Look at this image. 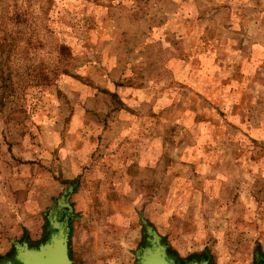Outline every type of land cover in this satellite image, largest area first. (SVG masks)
I'll use <instances>...</instances> for the list:
<instances>
[{
    "label": "rangeland",
    "instance_id": "374dc122",
    "mask_svg": "<svg viewBox=\"0 0 264 264\" xmlns=\"http://www.w3.org/2000/svg\"><path fill=\"white\" fill-rule=\"evenodd\" d=\"M0 70V185L10 200L0 201V259L13 251L10 225L33 226L32 245L46 237L52 201L20 192L44 170L46 183L75 189L69 224L87 232L74 262L137 264L138 211L179 263L264 260V201H243L251 154L241 125L264 118V0H0ZM196 142L230 172L215 198L236 201H176ZM123 159L135 165L127 181L115 169ZM96 189L108 201H91Z\"/></svg>",
    "mask_w": 264,
    "mask_h": 264
},
{
    "label": "crops",
    "instance_id": "0c3cea01",
    "mask_svg": "<svg viewBox=\"0 0 264 264\" xmlns=\"http://www.w3.org/2000/svg\"><path fill=\"white\" fill-rule=\"evenodd\" d=\"M241 125L244 127V135L246 136L245 137V154L246 155L251 154V156H253L254 155L253 153H255L256 150L257 151L259 150L258 151L259 155L255 156V158L250 156L248 158V163L245 166L246 177H245L243 201H264V118H260L259 116H257L256 118L255 117L253 118L252 116L247 115L245 120H244V123H241ZM164 139L166 140V137H164ZM54 142L55 143H54L53 147L57 148L59 151L62 150L61 140L54 141ZM182 142L187 143V140L182 141ZM256 143L259 144V146H258L259 149H253V144H256ZM183 145L184 144H181L182 147H183ZM193 148L194 149L191 150V149H188V147L186 146L184 154H183V152L181 153V154H183V156H182L183 157V159H182L183 165H186V166H181V167H184V169H186V167H188L187 169L190 172L186 175V177L184 176V178L182 179V181H184V184L187 183L188 185L186 188H184L183 194L180 195L176 201H236L230 197L224 198L222 196L220 198H218V197L215 198L214 195L219 194L220 189H222L224 186L226 187V186L231 184L230 179H229L230 172H229V170H227L226 167L220 166L219 162L216 163L217 165L214 163L215 164L214 165V164H212L213 161L210 162V161L206 160V159L210 160V157H208L209 156L208 154H213V152L212 153L209 152L208 149L200 150L199 148H197V142L193 146ZM230 152H233V151H230ZM1 153L2 154L4 153L3 149H1ZM133 157H134V155H133ZM188 159H193V160L195 159L196 161L192 162V165L188 166L186 163H184V162L188 161ZM73 161L75 163V159H73ZM128 164L129 163H127V161L125 162L123 159V161L120 162V164L117 165V167H115V169L120 171V174L121 173L123 174V176H124L123 180H126V181L131 179L132 175H134L133 173L128 172L127 170H129V167H133V168L135 167V165H128ZM141 165H142V163L140 162L138 167H140ZM218 168L220 169V171L217 170ZM165 171L167 174L170 171V167H168V170H167V166H166ZM39 174H40V177H39V175H37V176L39 178H42V180L40 181L41 183H38V185H36L37 186L36 188H31L34 185V184H32V186H29V188L22 190V191L20 190V192L25 194L24 200H26V201H44V202L52 201V204H51L52 207L50 209H48L47 215H45L46 220H47V217L49 216L50 212H53V213L57 212V214L58 215L60 214V216H61V213L64 211H66L68 213V210L66 209V207L60 206L61 201H64V199H66V201H68L69 205L72 207V212H73V206H72L71 201H73L74 196H76V195H74V193H75L74 192V190H75L74 186L73 185L62 186L61 182L55 181L53 179L51 180V182L49 181L48 183H46L44 170H43V172H40ZM259 174H260L261 178H257V176L260 177ZM253 176H255V177H253ZM35 177L36 176H34V180L37 179V178L35 179ZM0 178H2L0 180H2L4 183L5 178H3V177H0ZM71 178L72 177L66 176L65 179L70 180ZM253 178L255 181L253 180ZM151 186H154L153 182L151 183V185L148 186V188H150ZM233 189L235 190L234 191V194H235L236 188L233 187ZM258 189L260 190V194H257ZM143 190L136 188L134 190V192H132L133 196L139 197V200H137V201H145L144 200L145 193ZM96 191H98V190L96 189L93 192L92 196L89 198L91 201H108L106 198H103L102 195H101V197H95L99 193V191L97 193H96ZM22 193H19V189L15 188L14 194L13 193L12 194L10 193V194L14 195L16 197V200L19 201V196ZM121 198L123 201H129L128 199H126L124 197H121ZM115 200H116V198L115 199H109V201H115ZM0 201H10L8 198V193H6L5 184L0 185ZM13 201H15V200H13ZM116 201H119V200H116ZM130 201H135V200L132 199ZM147 201H150V200H147ZM139 214H141V216L143 217L142 211H138V215ZM70 215L68 217H70ZM63 218H65V217L62 216L61 219H63ZM69 219H71V218H69ZM147 223L149 225H151L156 230V228L153 226V224L151 222L147 221ZM82 225H83V223L81 224V227H82ZM46 227H47V225L45 226V232L47 235ZM70 228H71V226H70ZM23 229H25L27 231V233H26L28 236L27 238H24ZM82 229H83V227H82ZM30 230H32V231H30ZM34 230H35L34 227L29 225V223H25L24 225L16 226V229H15V227L10 225L9 229H7V228L4 229V231H5L4 235H5V237H7V236L10 237L9 241H10V244L12 246V249H14L12 240H16V241H20V242L21 241H27L30 244L32 242H34L35 240H37L40 237V234L38 236V233L35 232ZM85 231H84V233H85V235H84L79 230L76 233L71 230L70 241H69L70 257H71L72 251H74L75 253H78V252L81 253L78 249L80 247H82V242L86 239V232L87 231L86 232ZM109 237H111V239H114L116 237V235L111 234V236H107V238H109ZM99 242L100 243L105 242V239L102 237V241H99ZM107 242L108 241H106V243ZM108 245L110 246V243ZM0 246H2V245H0ZM83 246H84V244H83ZM85 252H87V251L85 250ZM0 253H4V251L0 249ZM71 259L73 262L75 261V260H73V258H71ZM77 262L78 261H76L74 263L79 264ZM95 262L96 263H93V264H106V261H104V260L103 261L97 260ZM84 264H92V263H84Z\"/></svg>",
    "mask_w": 264,
    "mask_h": 264
},
{
    "label": "water",
    "instance_id": "95a60500",
    "mask_svg": "<svg viewBox=\"0 0 264 264\" xmlns=\"http://www.w3.org/2000/svg\"><path fill=\"white\" fill-rule=\"evenodd\" d=\"M60 206L66 207L69 215L72 213V207L66 199L61 201ZM69 218L60 219L57 212H50L47 217L46 238L37 245H31L27 241L12 240L13 260H7L1 264H75L70 257L71 228ZM139 220L144 227L146 237L145 243L135 252L137 264H208L207 259L179 263L168 252V245L162 240V237L141 214H139Z\"/></svg>",
    "mask_w": 264,
    "mask_h": 264
},
{
    "label": "trees",
    "instance_id": "16d2710c",
    "mask_svg": "<svg viewBox=\"0 0 264 264\" xmlns=\"http://www.w3.org/2000/svg\"><path fill=\"white\" fill-rule=\"evenodd\" d=\"M4 75H5L4 70H0V82L2 81V79H3L2 77H4ZM7 87L8 86L5 83L0 85V107L1 108L4 107V101H5L6 97L8 96V94L6 93ZM45 238L46 237H44L43 239H45Z\"/></svg>",
    "mask_w": 264,
    "mask_h": 264
},
{
    "label": "flooded vegetation",
    "instance_id": "af4514ba",
    "mask_svg": "<svg viewBox=\"0 0 264 264\" xmlns=\"http://www.w3.org/2000/svg\"><path fill=\"white\" fill-rule=\"evenodd\" d=\"M61 215L63 217H66V218L69 216V214L66 211L62 212ZM59 217H60V215H59ZM13 257H14V249H13V251H12V253H11V255L9 257H3L2 259H0V264L6 262L7 260H11L12 261ZM257 262H258L257 264H263L264 260L263 259H258Z\"/></svg>",
    "mask_w": 264,
    "mask_h": 264
}]
</instances>
